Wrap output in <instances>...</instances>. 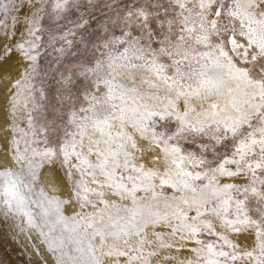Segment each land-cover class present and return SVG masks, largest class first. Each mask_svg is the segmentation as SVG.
Returning <instances> with one entry per match:
<instances>
[{
    "label": "snow or ice",
    "instance_id": "obj_1",
    "mask_svg": "<svg viewBox=\"0 0 264 264\" xmlns=\"http://www.w3.org/2000/svg\"><path fill=\"white\" fill-rule=\"evenodd\" d=\"M0 264H264V0H0Z\"/></svg>",
    "mask_w": 264,
    "mask_h": 264
}]
</instances>
